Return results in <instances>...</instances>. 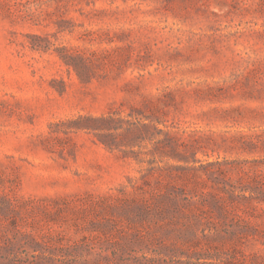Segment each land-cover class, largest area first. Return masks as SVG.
Returning <instances> with one entry per match:
<instances>
[{
    "label": "rangeland",
    "instance_id": "374dc122",
    "mask_svg": "<svg viewBox=\"0 0 264 264\" xmlns=\"http://www.w3.org/2000/svg\"><path fill=\"white\" fill-rule=\"evenodd\" d=\"M218 263L264 264V0H0V264Z\"/></svg>",
    "mask_w": 264,
    "mask_h": 264
},
{
    "label": "trees",
    "instance_id": "16d2710c",
    "mask_svg": "<svg viewBox=\"0 0 264 264\" xmlns=\"http://www.w3.org/2000/svg\"><path fill=\"white\" fill-rule=\"evenodd\" d=\"M65 63L68 65L67 62H65ZM103 120H105V119H103ZM138 210H139V214H140V215L145 214V209L143 208V206H138ZM218 264H220V263H218ZM221 264H222V263H221Z\"/></svg>",
    "mask_w": 264,
    "mask_h": 264
}]
</instances>
